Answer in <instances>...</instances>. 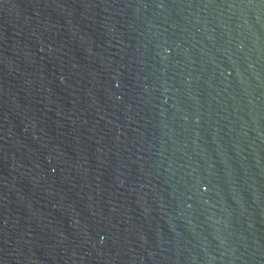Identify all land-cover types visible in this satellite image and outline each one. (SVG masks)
I'll list each match as a JSON object with an SVG mask.
<instances>
[{"label":"water","instance_id":"95a60500","mask_svg":"<svg viewBox=\"0 0 264 264\" xmlns=\"http://www.w3.org/2000/svg\"><path fill=\"white\" fill-rule=\"evenodd\" d=\"M0 264H264V0H0Z\"/></svg>","mask_w":264,"mask_h":264}]
</instances>
